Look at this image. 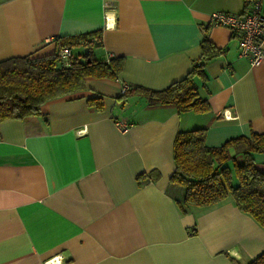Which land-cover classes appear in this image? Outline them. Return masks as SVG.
Here are the masks:
<instances>
[{"label":"crops","instance_id":"1","mask_svg":"<svg viewBox=\"0 0 264 264\" xmlns=\"http://www.w3.org/2000/svg\"><path fill=\"white\" fill-rule=\"evenodd\" d=\"M247 9L244 0H0V60L50 54L54 38L93 30L95 58L124 60L114 79L87 76L40 114L0 121V264L59 255L60 264H245L264 249V227L230 198L182 212L184 188L169 181L178 130L205 126L210 146L264 132V60L250 65L237 35L208 20ZM205 34L219 53L193 81L208 111L117 98L124 84L162 89L182 78ZM96 95L100 109L86 101ZM252 156L264 166V153Z\"/></svg>","mask_w":264,"mask_h":264},{"label":"trees","instance_id":"2","mask_svg":"<svg viewBox=\"0 0 264 264\" xmlns=\"http://www.w3.org/2000/svg\"><path fill=\"white\" fill-rule=\"evenodd\" d=\"M100 33L93 30L56 37V50L50 54L1 59L0 121L40 114L47 101L83 90L87 76L116 78L124 65L123 57L111 55L98 60L93 56V47L100 45ZM61 46L81 48L77 54L71 53L67 66L58 54ZM199 47V61L182 78L162 89L133 84L117 98L123 100L137 94L150 105L169 103L179 111H208V99L200 96L193 77L201 73L203 62L217 55L219 49L206 34ZM83 48H88L87 55ZM86 101L102 108L99 95L87 97ZM205 132L206 127L200 126L178 130L174 136V169L169 181L184 188L182 200L176 201L178 208L185 212L189 205L209 206L230 198L239 210L264 227V166L252 156L253 152L264 153V132L230 137L217 146L205 143ZM144 175H137V179ZM245 264H264V249Z\"/></svg>","mask_w":264,"mask_h":264},{"label":"built area","instance_id":"3","mask_svg":"<svg viewBox=\"0 0 264 264\" xmlns=\"http://www.w3.org/2000/svg\"><path fill=\"white\" fill-rule=\"evenodd\" d=\"M248 9L242 13H231L226 11H212L208 14V20L214 25H221L229 28L237 35L238 54L247 57L250 65H256L264 60V1L248 0L246 2ZM108 20V17L106 16ZM106 25H109L108 21ZM52 38H47L51 41ZM71 48L61 46L58 54L64 64L68 65V57L71 55ZM123 85L120 92L123 93L127 88ZM121 128L126 125L117 122ZM79 130L78 133H81ZM62 256H54L43 261V264H60Z\"/></svg>","mask_w":264,"mask_h":264},{"label":"rangeland","instance_id":"4","mask_svg":"<svg viewBox=\"0 0 264 264\" xmlns=\"http://www.w3.org/2000/svg\"><path fill=\"white\" fill-rule=\"evenodd\" d=\"M74 48H76V47H73V50H72V52H73V54H77L78 53V51H81V49H74ZM83 52H84V48H83Z\"/></svg>","mask_w":264,"mask_h":264},{"label":"water","instance_id":"5","mask_svg":"<svg viewBox=\"0 0 264 264\" xmlns=\"http://www.w3.org/2000/svg\"><path fill=\"white\" fill-rule=\"evenodd\" d=\"M84 54H88V48H84ZM87 61H89V58H87Z\"/></svg>","mask_w":264,"mask_h":264}]
</instances>
